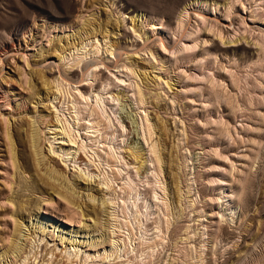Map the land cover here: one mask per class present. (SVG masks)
I'll use <instances>...</instances> for the list:
<instances>
[{
    "label": "rangeland",
    "instance_id": "1",
    "mask_svg": "<svg viewBox=\"0 0 264 264\" xmlns=\"http://www.w3.org/2000/svg\"><path fill=\"white\" fill-rule=\"evenodd\" d=\"M110 45L126 53L117 67L105 54ZM84 52L108 69L72 67ZM92 110L100 130L90 135L103 145L94 149L118 158L93 165L81 153L74 164L56 155L75 191L68 196L77 214L69 216L43 165L62 141L54 140L57 118L91 146L79 135ZM36 129L38 166L28 141ZM132 129L145 170L128 154ZM148 137L163 155L160 170ZM32 182L43 196L23 189ZM104 199L113 203L107 215L99 211ZM106 222L120 241L109 260ZM12 242L22 252L1 256ZM215 242L227 250L220 257L211 255ZM11 261L264 264V0H0V264Z\"/></svg>",
    "mask_w": 264,
    "mask_h": 264
},
{
    "label": "bare ground",
    "instance_id": "2",
    "mask_svg": "<svg viewBox=\"0 0 264 264\" xmlns=\"http://www.w3.org/2000/svg\"><path fill=\"white\" fill-rule=\"evenodd\" d=\"M241 5H242V3H241ZM244 6V5H243ZM132 20V22H134V18H132L131 19ZM233 22L231 21V23H229V25H231ZM244 23V22H243ZM223 38V37H222ZM245 40V39H242V38H239V39H237V40H235V41H229V42H227V43H230V42H239V40ZM86 45V44H85ZM93 45V44H92ZM112 45H110V46H108V47H106V50H105V54H106V57H107V59L108 58H112V59H115V62H114V67H117V63L119 62V60L121 59V55H123V54H126V53H122V50H121V48H114L113 49V47H111ZM72 47H75L76 48V45L74 44ZM92 47V46H91ZM84 48V45L82 44L81 45V47H79V48H76V50H78V49H83ZM100 48V47H99ZM98 48V46H96L95 48H94V50L92 51V52H90V54H96L97 52H99V49ZM93 49V48H92ZM144 48L142 47L140 50L142 51ZM89 50V49H88ZM133 52H139V48H138V50H136V51H133ZM85 53V52H84ZM108 53V54H107ZM86 54H87V52L85 53V55L83 56V57H80L79 59H77V61H76V63L72 66V67H78L79 69H80V71H82L83 69H85V70H88V68H89V66H93L94 68L95 67H97L98 66V64L100 65H103L104 66V68L105 69H108V65H105V63L102 61V60H100V59H95V57L93 56V58H92V56L90 57V58H88V59H90V61L88 60L87 61V59H85V58H87V57H85L86 56ZM110 56V57H109ZM62 57H64V56H62ZM81 58H83L84 59V61H82L83 59H81ZM128 58V57H127ZM91 59H93V60H91ZM82 61V62H81ZM91 63H93V64H91ZM113 64V63H112ZM97 65V66H96ZM125 68H127V66H124ZM152 68V67H151ZM74 70V69H73ZM77 70V69H76ZM95 70V69H94ZM128 70H130L131 71V74H133V75H135V69H131L130 67H129V69ZM92 76H94V77H96L95 75H92ZM49 83V82H48ZM47 84V83H46ZM48 86V85H47ZM49 87V86H48ZM49 90H51V86L48 88ZM137 89H138V87H137ZM56 90H59L58 88L56 89ZM60 91V90H59ZM51 92H52V95L53 96H55L54 95V91H52L51 90ZM79 93V92H78ZM137 99H138V101L140 102V103H142V102H146V98H145V96H144V94L142 93V91L140 90V89H138L137 90ZM81 97H83L84 98V96L85 95H82L81 93L79 94ZM55 98V97H54ZM119 98V97H118ZM121 99H123V97H121ZM71 105H72V108L73 109H75V104L72 102L71 103ZM98 113V112H97ZM97 113H95L94 112V110H92L90 113H89V115L87 116V117H89V118H86V125H87V127H83V128H80V129H82L83 131H84V133H81L79 136H82V135H84L85 137H83V139L85 140V139H87V140H89L90 142H91V144L89 143V145H91V146H88V144L85 142V145L83 144V141H82V144H79V142H77V140H76V135L74 136L72 133H71V131L69 130H67L66 128H65V125H63L62 123H61V120L60 119H56V121L58 122V123H60V124H57V125H60L61 127H57V128H60V133H53V134H57L55 137H54V140H57V139H59V138H57L58 136H60V135H62L63 137L62 138H60V140H62V141H60L59 142V146H58V149L55 151V149L53 148V147H51V151H52V154H55L53 157H51L50 158V160H49V162L47 163V165L46 164H44L43 166H45V171H44V176H46L45 177V179H46V184L48 185V186H50L51 187V189H53V194H55V195H57V196H59V197H61L63 200H65L66 201V203H67V205L65 206V208H66V213L69 215V216H72V215H74V214H72V213H75V215L77 214V212L75 211L74 212V210L75 209H72L69 205H72V206H74L75 205V203H74V201L73 200H71V199H69V196H68V194L70 195V196H72L73 195V193L75 192V191H72V190H70V188L68 187V184L66 185V180H65V178L63 177V174L60 172V163H59V161H58V159L56 158L57 156L56 155H58V157H64V156H66V159H68L69 158V162L70 161H72V163L74 164L75 162H76V159H78L79 158V156H80V153L81 154H83L86 158H87V161L89 162V163H91V164H93V165H95V163L97 162V161H99L98 163H100L101 165L103 164V163H101V162H104L106 165H110L109 163H110V161H108V158H109V160H110V158H115L116 159V157L117 156H115L113 153H111V152H104V151H102V149H101V151L100 150H95L94 149V147L95 148H103V145L100 147V146H97V145H95V143L94 142H98L97 140H96V137H97V135L96 136H92V135H90L91 134V132L92 133H96V132H98L99 130H100V128H98L99 126H100V122H99V115L97 114ZM75 115H76V120L77 119H79L78 118V116H77V112H75ZM92 118H91V117ZM128 117V116H127ZM131 117V116H130ZM130 119H133V118H130ZM131 121V120H130ZM56 122V123H57ZM78 122H79V120H78ZM135 123V122H134ZM133 123V124H134ZM136 124V123H135ZM132 125V124H131ZM82 127V126H81ZM132 127V126H131ZM87 129H91V130H87ZM79 130V129H78ZM90 132V133H89ZM86 133H88L89 135H87ZM131 133H133V137L135 138V140L134 141H132L131 140V142L129 143V146H128V149H129V155H130V157H133L134 158V163L135 164H137L138 165V170H145V168L147 167L146 166V163H145V161H146V159L143 157L144 156V153L142 152V150H143V148H142V146H140V144H139V141H138V136H136V134H137V129H132V131H131ZM99 134H100V132H99ZM103 135V134H102ZM151 135V134H150ZM14 136L15 137H19L20 136V133H17V132H15L14 133ZM11 137H12V135L9 133V131H7V129H5V131H4V138L7 140V142L8 143H6V145H7V147H8V150H9V152L10 151H12V148H11V146H12V143H13V141H12V139H11ZM137 137V138H136ZM150 137V136H149ZM146 138V141H147V143L149 144L148 146L150 147V153L151 154H153V158H154V160H155V162H156V164L158 165V168H159V170L161 169L160 167H161V165L163 164V155L161 154V152L157 149V144H156V142H154V140H152V139H150V138ZM82 138V137H81ZM102 138V137H101ZM152 138V137H151ZM94 139V140H93ZM82 140V139H81ZM28 141H29V143H30V148L33 150L32 151V154H33V156H34V158H36L34 161H36V165L38 166V164H40V162H41V158H43V157H41V155H42V153H41V148H40V142H39V135H38V132H37V129L36 130H32V132L30 133V136H29V134H28ZM63 141H65V142H67V144H65L66 145V147L64 148L62 145H61V142H63ZM149 141H150V143H149ZM98 143H100V142H98ZM106 146V145H105ZM73 150V151H72ZM110 150V149H109ZM58 151H60V152H58ZM128 152V151H127ZM62 154L61 156L59 155V154ZM13 154V153H12ZM103 154V155H102ZM142 154H143V156H142ZM68 156H71V157H68ZM104 157V158H103ZM95 158H96V162L95 163H93L94 162V160H95ZM118 158V157H117ZM123 158V157H122ZM63 161V160H62ZM78 161V160H77ZM107 161H108V164H107ZM69 165V164H68ZM77 165H79V163L77 164ZM41 166V165H40ZM146 166V167H145ZM78 167V166H77ZM108 167V166H107ZM24 169H26V167H24ZM117 171H119L118 169H117ZM24 175V174H23ZM44 176H43V178H44ZM41 179V178H40ZM40 181H42V179L40 180ZM44 181V180H43ZM56 182V183H55ZM108 182V181H107ZM107 182L105 181V182H103L102 184L105 186V189L106 190H110V188H109V185L107 184ZM109 183V182H108ZM28 184V185H27ZM26 185H25V187L23 188V189H29V191L30 192H38V193H40L42 196L44 195V192H39L41 189L37 186V184L35 183V182H32V183H27ZM45 184V183H44ZM57 184V185H56ZM62 184L64 185V187L62 186ZM62 188L63 190L65 189L66 190V192L65 193H62L63 191H60V190H57L58 188ZM59 188V189H60ZM22 189V190H23ZM190 189V188H189ZM189 189L187 190V192H189ZM68 190H70V191H68ZM113 191V190H112ZM68 192V193H67ZM177 192H179L178 191V187H177V189H176V193ZM48 194V193H47ZM189 194V193H188ZM49 197H51V196H49ZM72 197H74V195L72 196ZM90 197V196H89ZM91 198L92 199H94V196H91ZM109 199V198H108ZM189 203H190V200H189ZM20 204V203H19ZM21 204H22V206L21 205H19V206H21L22 207V210H27V207H25L24 206V204L25 203H23V201L21 202ZM111 204H113L112 203V201L111 200H109V202H106L105 201V199L104 200H102L101 201V208H99V211H101V212H103L105 215H107V208H108V205H111ZM192 205V204H191ZM76 206V205H75ZM78 207V206H77ZM111 207V206H110ZM20 208V207H19ZM79 208V207H78ZM20 211H21V208L19 209ZM109 213V212H108ZM180 215V214H179ZM110 216H111V214H110ZM107 219V218H106ZM114 219V218H113ZM107 221V220H106ZM18 222V221H17ZM23 224L21 223V222H18V223H16L15 225H14V228H15V233L16 234H19V232H20V228H21V226H22ZM116 225H114V223H109L108 224V222H106V227H105V238H104V242H106V244L109 246V249L108 250H106V251H104L103 253H102V255H103V258H105L106 260H109V259H113L114 257L112 256V258H110L111 257V255L113 254L114 256H115V252H116V250H119L120 249V247H118L117 245H118V242H120L119 241V238H115L118 234V228L117 229H115L116 227H115ZM109 227V228H108ZM188 235V234H187ZM193 236V235H192ZM195 236V235H194ZM120 237V236H119ZM188 237L189 236H186L185 238H182V239H179V240H181V242H184L185 243V241L188 239ZM191 238V237H190ZM120 240H122V239H120ZM216 241H217V238H216ZM178 242L179 241H176L173 245H172V248L174 249V251H178L177 252V254L178 253H180L181 252V250H180V248L181 247H179L178 246ZM14 243L15 242H12L11 243V246L7 249V250H5L2 254H1V256L2 255H6V257L7 256H14V254L15 253H19L20 251L22 252V250L21 249H17V251H15L16 249H14L12 246L14 245ZM122 243V242H121ZM186 244V243H185ZM120 246V245H119ZM122 247H124V246H122ZM121 247V248H122ZM202 247V246H201ZM158 248V247H157ZM184 248V247H183ZM182 248V249H183ZM200 249V248H199ZM74 250V249H73ZM151 254H150V258H151V256H152V254L154 253L153 252V247H151ZM155 250V249H154ZM184 250V255L185 254H187V253H185V249H183ZM157 251V250H156ZM156 251H155V253H156ZM200 251V250H199ZM227 250H224V252L223 251H220L218 248H217V246H216V242L215 243H213V246L211 247V255H214V256H217V257H220V256H222V254L223 253H225ZM64 253H67V254H69V252L66 250V251H64ZM200 253H202V252H200ZM203 255V254H202ZM17 256V255H16ZM19 256H20V254H19ZM118 256V255H117ZM116 256V257H117ZM186 256V255H185ZM201 255L199 254V258H198V260H199V262L201 261V259H202V256L200 257ZM213 256V257H214ZM154 257V256H153ZM217 257H215L216 259H217ZM197 258V257H196ZM102 260V259H101ZM104 260V259H103ZM102 260V261H103ZM203 260V259H202ZM12 262L13 261H11L10 263H8V264H12ZM110 262V261H109ZM202 262V261H201ZM72 262L70 261L68 264H71ZM34 264H35V262H34ZM200 264V263H199ZM202 264V263H201Z\"/></svg>",
    "mask_w": 264,
    "mask_h": 264
}]
</instances>
